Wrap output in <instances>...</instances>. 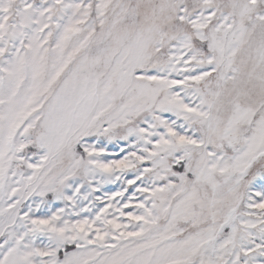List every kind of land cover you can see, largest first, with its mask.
Here are the masks:
<instances>
[{"label": "snow or ice", "instance_id": "6c2138e0", "mask_svg": "<svg viewBox=\"0 0 264 264\" xmlns=\"http://www.w3.org/2000/svg\"><path fill=\"white\" fill-rule=\"evenodd\" d=\"M0 264H264V0H0Z\"/></svg>", "mask_w": 264, "mask_h": 264}]
</instances>
